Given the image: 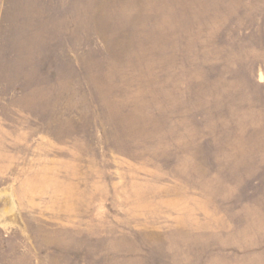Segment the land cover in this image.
<instances>
[{
	"label": "rangeland",
	"instance_id": "rangeland-1",
	"mask_svg": "<svg viewBox=\"0 0 264 264\" xmlns=\"http://www.w3.org/2000/svg\"><path fill=\"white\" fill-rule=\"evenodd\" d=\"M0 264H264V0H0Z\"/></svg>",
	"mask_w": 264,
	"mask_h": 264
}]
</instances>
